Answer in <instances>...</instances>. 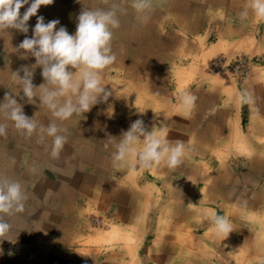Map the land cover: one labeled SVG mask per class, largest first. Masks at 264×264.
<instances>
[{"label":"crops","instance_id":"crops-1","mask_svg":"<svg viewBox=\"0 0 264 264\" xmlns=\"http://www.w3.org/2000/svg\"><path fill=\"white\" fill-rule=\"evenodd\" d=\"M247 3L151 0L143 17L131 0H54L39 8L45 23L59 20L57 28L72 34L83 8L117 5V59L102 73L107 101L62 122L67 142L58 158L50 138H26L0 117L8 125L0 177L19 181L26 195L24 211L5 217L12 227L0 238V264H264V21L240 19ZM27 23L26 34L0 32V101L19 91L11 72L35 64L14 50L31 37L36 16ZM219 56L256 61L237 81L207 73ZM41 71L35 86L44 82ZM181 92L196 97L190 112L177 104ZM242 92L249 102L241 103ZM34 99L19 102L46 125L51 114ZM137 119L185 143L178 167L113 166V145ZM206 209L233 225L224 240L202 220ZM93 216L108 226L104 234L94 232ZM108 236L111 243H100Z\"/></svg>","mask_w":264,"mask_h":264},{"label":"clouds","instance_id":"clouds-1","mask_svg":"<svg viewBox=\"0 0 264 264\" xmlns=\"http://www.w3.org/2000/svg\"><path fill=\"white\" fill-rule=\"evenodd\" d=\"M53 2L54 0H0V32L14 29L26 34L29 31L27 22L36 16L31 37L26 35L14 48L15 52L23 50L25 57H34L35 64L21 66L11 72V79L19 91L16 94H5L0 101V117L10 121L15 130L26 138H31L34 134L41 140L50 138V155L58 158L67 142L64 134L67 130L61 126L62 122L74 115L89 112L93 106L107 101L111 95L105 87L107 84L102 83V73L117 59L113 50V30L120 27V9L115 4L94 10L83 8L76 18L75 32L69 34L66 27L57 28L59 20L45 23L43 16H37L41 6H48ZM26 5L21 14L20 9ZM151 6V0H131L132 9L141 17ZM249 14L264 21V0H248L239 13L240 19L246 20ZM37 67L42 69L44 81L39 86L33 84ZM34 98L51 114L52 119L46 125L26 116L23 105L19 102H35ZM249 99L246 92L240 94L241 103L249 102ZM195 101L196 97L187 92H181L177 97L180 110L185 112L192 110ZM7 128V123L0 122V137L7 134ZM119 137L112 152V163L117 169L129 164L141 169L164 164L174 169L182 163L188 151L183 141H169L165 128L146 130L142 119L131 123L128 130L123 131ZM25 200L26 195L19 181L0 177V238L10 232L12 227L5 217L22 213ZM202 220L207 221L211 225V233L222 240L233 231L229 219L214 211L204 210Z\"/></svg>","mask_w":264,"mask_h":264},{"label":"built area","instance_id":"built-area-1","mask_svg":"<svg viewBox=\"0 0 264 264\" xmlns=\"http://www.w3.org/2000/svg\"><path fill=\"white\" fill-rule=\"evenodd\" d=\"M256 61L255 59H248L246 57H235L233 59H226L224 56H219L213 60L207 73L213 75H231L237 81H244L250 75L251 64ZM97 225H103L100 220L94 221Z\"/></svg>","mask_w":264,"mask_h":264},{"label":"rangeland","instance_id":"rangeland-1","mask_svg":"<svg viewBox=\"0 0 264 264\" xmlns=\"http://www.w3.org/2000/svg\"><path fill=\"white\" fill-rule=\"evenodd\" d=\"M240 57H243V56H240ZM216 59V58H215ZM214 59V60H215ZM227 59V58H226ZM229 60V59H228ZM210 65V64H209ZM209 65L207 66V69H208V67H209ZM206 69V70H207ZM213 75V74H212ZM216 76H220V75H216ZM229 76H231V75H229ZM232 77V76H231ZM235 79V78H234ZM96 220H100V221H102V219L101 218H97V217H95V216H93L92 217V228H94L95 230H94V232H97V233H99V234H101V233H105L106 231H107V227L108 226H106V225H97V224H95V222L94 221H96ZM107 234H112V232H110V233H107ZM111 236V235H110ZM109 237V236H108ZM106 237L105 239H103V240H101L100 241V243H102V242H106L107 244L108 243H111V241L113 240L111 237ZM110 249V248H109Z\"/></svg>","mask_w":264,"mask_h":264},{"label":"bare ground","instance_id":"bare-ground-1","mask_svg":"<svg viewBox=\"0 0 264 264\" xmlns=\"http://www.w3.org/2000/svg\"><path fill=\"white\" fill-rule=\"evenodd\" d=\"M124 240V239H123Z\"/></svg>","mask_w":264,"mask_h":264}]
</instances>
